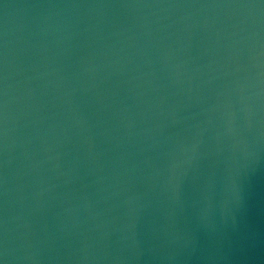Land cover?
<instances>
[{
	"label": "water",
	"instance_id": "95a60500",
	"mask_svg": "<svg viewBox=\"0 0 264 264\" xmlns=\"http://www.w3.org/2000/svg\"><path fill=\"white\" fill-rule=\"evenodd\" d=\"M0 264H264V0H0Z\"/></svg>",
	"mask_w": 264,
	"mask_h": 264
}]
</instances>
